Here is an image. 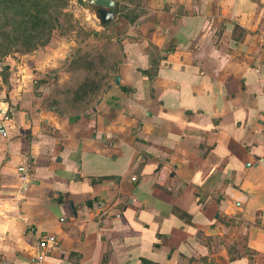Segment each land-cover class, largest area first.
Wrapping results in <instances>:
<instances>
[{"label":"crops","instance_id":"obj_1","mask_svg":"<svg viewBox=\"0 0 264 264\" xmlns=\"http://www.w3.org/2000/svg\"><path fill=\"white\" fill-rule=\"evenodd\" d=\"M130 6L47 88L0 70V264H264V0Z\"/></svg>","mask_w":264,"mask_h":264},{"label":"rangeland","instance_id":"obj_2","mask_svg":"<svg viewBox=\"0 0 264 264\" xmlns=\"http://www.w3.org/2000/svg\"><path fill=\"white\" fill-rule=\"evenodd\" d=\"M115 1L120 5L116 14L119 19H132L140 12L138 6L130 5L142 0ZM97 25L94 7L85 0H0V60L10 61L14 72L25 67L29 83L34 85L37 80L47 88L58 74L54 68L49 69L54 59L64 60L70 53L75 63H81L87 60L88 49L112 42L109 34H98ZM36 62L43 64L40 72H36ZM15 76L18 81L19 74ZM85 80L76 81L71 87L74 98L70 104L77 105L78 110L86 98L92 99L100 91L99 83Z\"/></svg>","mask_w":264,"mask_h":264},{"label":"built area","instance_id":"obj_3","mask_svg":"<svg viewBox=\"0 0 264 264\" xmlns=\"http://www.w3.org/2000/svg\"><path fill=\"white\" fill-rule=\"evenodd\" d=\"M6 62L7 60H0V70L4 68ZM8 117L9 116L4 114L2 115V117H0V134L3 136H6L8 134L3 123L5 120H8ZM29 165H30L29 158L25 157L24 160L17 166V173L20 179V183H22L23 187L26 184H28L30 180ZM157 177L158 179L163 178V176H161V171H159ZM132 179H134V177H132ZM56 245H58V239L56 234L48 232L40 235V237L37 240V250L35 249V253L34 255H32L31 261L35 263L41 262L46 254L45 249L48 246H56Z\"/></svg>","mask_w":264,"mask_h":264},{"label":"water","instance_id":"obj_4","mask_svg":"<svg viewBox=\"0 0 264 264\" xmlns=\"http://www.w3.org/2000/svg\"><path fill=\"white\" fill-rule=\"evenodd\" d=\"M88 3L94 7V16L101 24L113 20L119 6L115 0H88Z\"/></svg>","mask_w":264,"mask_h":264},{"label":"trees","instance_id":"obj_5","mask_svg":"<svg viewBox=\"0 0 264 264\" xmlns=\"http://www.w3.org/2000/svg\"><path fill=\"white\" fill-rule=\"evenodd\" d=\"M13 2H16V0H12ZM24 1V0H23ZM22 6H23V4H22Z\"/></svg>","mask_w":264,"mask_h":264}]
</instances>
